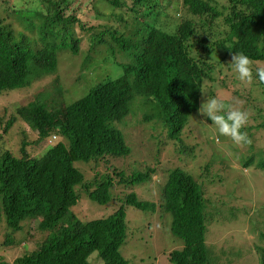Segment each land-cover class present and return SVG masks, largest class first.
I'll return each mask as SVG.
<instances>
[{
    "label": "trees",
    "instance_id": "trees-1",
    "mask_svg": "<svg viewBox=\"0 0 264 264\" xmlns=\"http://www.w3.org/2000/svg\"><path fill=\"white\" fill-rule=\"evenodd\" d=\"M3 1L12 8L23 31L15 32L5 18H0V101L3 107L13 103L15 109L5 121L0 116V147H5L0 154V222L5 219L0 264H90L89 258L95 252L104 264H127L120 251L128 228L124 205L107 216L87 221L79 219L72 208L81 199L80 190L97 204L106 205L113 200L112 192L119 183L133 187L147 182L151 175L135 171L122 178L123 172H117L121 178L115 181L104 172L87 179L76 162L130 154L123 126L127 116L134 115L132 101L136 96L144 100V118H163L170 125L169 137L179 139L189 115L200 106L199 89L204 90L208 82L214 84L224 65L226 70L229 68L225 62L229 51L242 52L255 62L264 61V0H183L197 25L185 20L177 27L173 26V16L168 12L161 14L171 6L170 0H132L134 17H138L139 3L144 6L143 11L148 10L144 18L153 19L143 23L138 35L116 29L92 33V46H107L108 61L115 59L117 53L126 57L125 61L111 62L118 70L117 77L106 75L82 98L54 106L46 103L40 93L22 106L10 98L14 92L30 90L35 82L54 73L59 51L78 52L72 24L80 22L78 26L83 30L96 28V24L88 27L75 13L67 14L66 8L74 4L72 7L78 11L85 4L84 8L97 18L104 0H16L22 8H16L12 0ZM105 1L112 7L127 6V0ZM216 17L223 23L218 24ZM139 20L134 19L133 27ZM168 23L174 30L167 27ZM105 34L111 36L112 43L104 38ZM60 35L63 36L58 41ZM36 41L42 46L36 48ZM19 120L35 130L37 136L31 141L28 139L32 132L21 136V156H15L7 148L8 140L13 139L5 134ZM259 126L264 128V118ZM208 132L210 129L202 133L203 147L194 152L196 157L212 147L213 142L205 139ZM51 134L58 136L56 142L50 146L45 143L47 149L39 157L31 156V144L36 145ZM217 146L214 158L223 155L224 145ZM240 164L264 173V157L255 161L248 155L241 158ZM161 196L158 207L153 201L139 199L131 190L123 203L148 215L162 211V215L171 216L170 230L182 241V247L169 252L170 263L217 264L220 252L216 253L207 240L212 203L204 196L202 185L191 173L176 168L168 173ZM31 220L36 221L38 231L47 233L45 239L12 262L7 260L5 250H18L22 242L18 235ZM261 236L264 238L263 231ZM261 258L264 264V253Z\"/></svg>",
    "mask_w": 264,
    "mask_h": 264
},
{
    "label": "rangeland",
    "instance_id": "rangeland-1",
    "mask_svg": "<svg viewBox=\"0 0 264 264\" xmlns=\"http://www.w3.org/2000/svg\"><path fill=\"white\" fill-rule=\"evenodd\" d=\"M12 2L16 3V0H12ZM108 4L104 0V6L102 9L99 7L97 18L92 15V11L89 12L84 8L85 4L78 11L76 7H72L74 4H70L69 8L65 10L67 14L75 13L82 22L88 23V27L96 24V28L83 30L78 26L80 22L72 24L74 35L78 39L77 54H73L68 49L59 51L57 70L35 82L30 90L14 92L11 94L10 100H18L21 106L27 105L35 100L36 94L40 93L46 103H53L52 106L57 102L60 105H65L84 96L96 82L102 81L106 75L116 78L118 70L111 66V62L113 60L125 61L126 57H121V54L117 53L115 59L108 61L107 46L100 43H95L92 46V33L97 34L105 29L108 31L116 29L127 34L134 30L133 34L138 35L137 30L142 29L143 23H150L153 19L150 21L149 18H144V14L148 10L143 11V16L141 15L144 6L139 3L136 5L139 12L137 13L138 17H134V11L131 9L134 6L132 0H127V6L123 8L112 7ZM99 5L101 6V3ZM14 6L22 8L19 2ZM11 9L7 3L0 0V18H5L6 23H9L15 32L23 31V27L20 26L17 16L12 13ZM41 9H45V7ZM163 10L162 15H165L169 10V13L175 18L188 14L186 7L182 5L174 9L170 6ZM134 19H140L135 27H133ZM68 26L71 28V25ZM167 27L171 28L170 23L167 24ZM33 34L27 32V35ZM62 36L60 35L57 40L59 41ZM104 38L112 43L109 34H105ZM34 46L39 48L42 43L36 41ZM229 59L230 56H227L225 62L227 63ZM259 66H264V61H253L254 79L251 85L239 82L230 66L226 70L225 65L223 73L215 76L214 84L208 82L204 85L205 98H222L249 113L248 124L241 131L247 133L251 140L250 145L236 146L224 137H220V142L216 143L213 137L217 133L212 127L211 121L201 120L197 111L195 117L188 122L183 130L181 138L178 141L171 140L167 127L158 118H153L151 121L144 118L143 110H141L146 107L144 100L136 96L132 101L134 115L127 116L123 126V132L131 148L130 154L126 157L106 155L88 163L76 162L75 166L85 174L87 179H93L97 173L107 172L117 181L121 178L116 176L117 172H123L122 178H127L133 171L148 172V168L154 169L155 172L151 174V179L147 182L133 187H125L124 184L119 183L112 192L113 200L106 205L97 204L89 199L84 190H80L81 199L72 208V212L79 219L87 221L107 216L119 206L124 205L128 228L126 241L120 247V251L127 260V264H172L168 260L169 252L182 247V241L170 230V215H162V211L148 215L144 211L123 203V198L133 190L139 199H146L155 202L157 206L160 205L162 201L160 198L161 187L167 179L168 172L176 167L191 173L202 185L204 196L210 201L209 204L212 203L209 205L212 222L208 227L207 240L214 246L216 253L220 252L217 264H262L264 173L253 171L251 166L245 169L243 165H239L241 158L248 155H252L255 161L264 157V128L259 126L264 118V87L258 84V78L255 75L256 67ZM208 87L213 89H208ZM214 90L215 92H212ZM204 100L202 98V102ZM12 104L3 107L0 101V107H3L0 109V116L3 121L14 113L15 109ZM1 129L3 128L0 127ZM205 129H210V132L206 134L208 137H212L210 143L212 141L214 145L211 143L212 147L209 151L205 150L200 157H196L194 152L203 147L202 133ZM26 132H32L29 141L37 136L35 130L30 129L22 120H19L18 125L17 122L14 123L5 134L13 139V141L8 140L10 146L7 147L13 155L21 156L18 139L21 136L25 137ZM127 132L129 133L127 134ZM7 137L6 139H8ZM46 140L36 145L31 144L28 149L30 155L39 157L47 149ZM62 140L65 141L64 138ZM218 144L224 145L221 147L223 155L220 154V157L214 158L217 153L215 149L219 147ZM4 149L5 147H0V154L5 151ZM230 210L233 212L231 213ZM225 213L229 220L223 217ZM234 215L235 219H233ZM4 224L3 217L0 222V250L3 249ZM46 234L36 229V221H28L23 232L18 235L19 238L22 237L18 250L8 253L5 250L7 260L12 262L16 256L35 248L45 239ZM89 261L90 264H104L97 252L90 256Z\"/></svg>",
    "mask_w": 264,
    "mask_h": 264
},
{
    "label": "clouds",
    "instance_id": "clouds-1",
    "mask_svg": "<svg viewBox=\"0 0 264 264\" xmlns=\"http://www.w3.org/2000/svg\"><path fill=\"white\" fill-rule=\"evenodd\" d=\"M170 2H171V8L172 9L177 8L179 5H182L185 7V5L183 4V0H181V1L180 0H170ZM172 2H174V4H172ZM167 12L169 13V10H167ZM142 13H143V9L141 11V15L143 16ZM170 15L171 14L169 13V16ZM171 16L174 17V15H171ZM190 17H191V15L188 12V14L185 16L172 18V19H174V23H175V24H173V26L177 27V25H179L181 22H183L185 20H190L194 23V25H197L196 22H194L195 18L194 17L190 18ZM205 18H208V16H206ZM216 20H217L218 24H220V21L222 19L216 17ZM200 22H203V20ZM200 22H198V24ZM222 23H223V21H222ZM172 30H174V29L172 28ZM133 32H134V30H133ZM229 56H230V59L227 62V64L230 66L231 70L236 74V79L244 85H251L253 83V79H254L253 67H252L253 61L247 55H245L242 52L232 53L231 51H229ZM255 75L258 78V83L264 84V66L256 67ZM199 90L201 92V94H200L201 95L200 96V106L196 111H197V114L202 118L201 120L205 121V119H208L211 121V125L214 126L215 131L217 133L213 137V139L216 141V143L220 142V137H224V138L229 139L236 146L250 145L251 140L249 139L247 133L241 131V129L246 127L248 124L249 113L247 111L243 110L242 108L234 106V104H232V103L226 102L222 98H217V97H213V98H207L206 97L205 98V96H206L205 91L203 89H199ZM202 98L205 99L203 102H202ZM195 112L191 113L189 115V118H188L187 123L185 124V127L188 124V122L191 121V119H193L195 117ZM160 122L164 126L167 127V131L169 133V131H170L169 126L170 125L167 124L163 118H162V120H160ZM168 136H169V134H168ZM180 138H181V136L179 137V139ZM57 139H58V136L56 134H51L46 140V145H48V146L53 145ZM179 139L176 138V139H171V140L178 141ZM205 139L206 140L207 139L212 140V137H207ZM239 165H241L240 162H239ZM176 168H180V167H176ZM176 168L171 169L169 172H171L172 170H175ZM152 169L153 168H148V172H143V171H139V172L148 173L150 176L152 173L155 172L154 169H153V171H150ZM133 172H135V171H133ZM167 176H168V174H167ZM160 197H162L161 194H160ZM230 211H231V213L233 212V210H230ZM223 217L226 220H229L228 218H226V213L223 214ZM235 218L236 217L234 215L233 219H235ZM211 222L212 221H210L207 224V227H209V224ZM230 228L231 227L229 226L228 229L230 230ZM262 253H264V250H262L261 254Z\"/></svg>",
    "mask_w": 264,
    "mask_h": 264
}]
</instances>
